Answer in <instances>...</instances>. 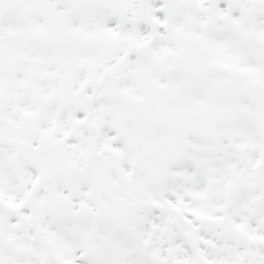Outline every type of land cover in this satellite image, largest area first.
<instances>
[{
	"label": "snow or ice",
	"instance_id": "obj_1",
	"mask_svg": "<svg viewBox=\"0 0 264 264\" xmlns=\"http://www.w3.org/2000/svg\"><path fill=\"white\" fill-rule=\"evenodd\" d=\"M0 264H264V0H0Z\"/></svg>",
	"mask_w": 264,
	"mask_h": 264
}]
</instances>
